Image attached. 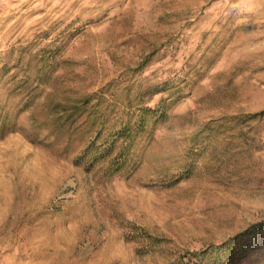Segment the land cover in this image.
Listing matches in <instances>:
<instances>
[{"label": "rangeland", "instance_id": "obj_1", "mask_svg": "<svg viewBox=\"0 0 264 264\" xmlns=\"http://www.w3.org/2000/svg\"><path fill=\"white\" fill-rule=\"evenodd\" d=\"M261 110L264 0H0V264H165L264 220Z\"/></svg>", "mask_w": 264, "mask_h": 264}, {"label": "trees", "instance_id": "obj_2", "mask_svg": "<svg viewBox=\"0 0 264 264\" xmlns=\"http://www.w3.org/2000/svg\"><path fill=\"white\" fill-rule=\"evenodd\" d=\"M76 108L77 107L74 106L73 110L70 109L65 116V120H72L71 116ZM137 108L141 112L140 115H138V119L133 123L130 122L129 119L124 121L115 132H113V137L109 142L111 145L109 149L105 151V154L112 152L115 141L120 138L122 139L118 151H116L110 161V165H112L114 169H118L122 165L120 160L124 162L126 159V153L130 146L133 132L143 128L146 112L155 113L157 111V107H142L140 105ZM63 110L62 112H67L66 109ZM259 115H264V110L252 113L248 117H256ZM60 117L62 118V115H59V118ZM261 245H264V220L251 224L245 230L230 236L220 243L209 244L196 250H186L165 264H241L243 258L247 257L252 250H260L258 248H260Z\"/></svg>", "mask_w": 264, "mask_h": 264}]
</instances>
